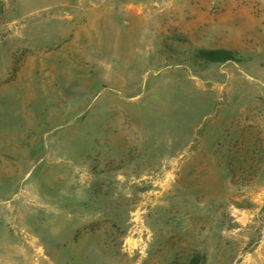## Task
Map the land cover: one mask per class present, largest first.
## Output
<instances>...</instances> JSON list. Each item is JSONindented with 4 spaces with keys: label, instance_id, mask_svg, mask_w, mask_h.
Segmentation results:
<instances>
[{
    "label": "rangeland",
    "instance_id": "1",
    "mask_svg": "<svg viewBox=\"0 0 264 264\" xmlns=\"http://www.w3.org/2000/svg\"><path fill=\"white\" fill-rule=\"evenodd\" d=\"M197 3L0 0V264H264V16Z\"/></svg>",
    "mask_w": 264,
    "mask_h": 264
},
{
    "label": "trees",
    "instance_id": "2",
    "mask_svg": "<svg viewBox=\"0 0 264 264\" xmlns=\"http://www.w3.org/2000/svg\"><path fill=\"white\" fill-rule=\"evenodd\" d=\"M175 38L181 39L176 36ZM198 58L206 63H222L231 60L233 54L227 50H199ZM200 260L194 258L191 264H198Z\"/></svg>",
    "mask_w": 264,
    "mask_h": 264
},
{
    "label": "crops",
    "instance_id": "3",
    "mask_svg": "<svg viewBox=\"0 0 264 264\" xmlns=\"http://www.w3.org/2000/svg\"><path fill=\"white\" fill-rule=\"evenodd\" d=\"M166 2H171L173 0H165ZM180 1H188V0H180ZM198 2V7L205 8L207 10L210 9L211 4L214 3V0H195ZM206 2L204 5L202 2ZM240 3H244L245 5H248L249 8H252V12L256 15L264 16V4L261 0H240ZM200 4V5H199Z\"/></svg>",
    "mask_w": 264,
    "mask_h": 264
},
{
    "label": "built area",
    "instance_id": "4",
    "mask_svg": "<svg viewBox=\"0 0 264 264\" xmlns=\"http://www.w3.org/2000/svg\"><path fill=\"white\" fill-rule=\"evenodd\" d=\"M262 1V3L264 4V0H261Z\"/></svg>",
    "mask_w": 264,
    "mask_h": 264
}]
</instances>
